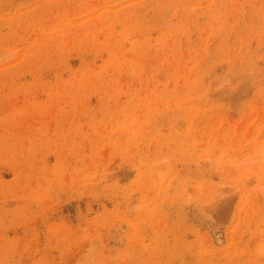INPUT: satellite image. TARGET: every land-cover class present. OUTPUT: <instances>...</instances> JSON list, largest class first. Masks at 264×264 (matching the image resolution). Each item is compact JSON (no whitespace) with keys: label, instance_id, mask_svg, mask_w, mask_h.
<instances>
[{"label":"rangeland","instance_id":"obj_1","mask_svg":"<svg viewBox=\"0 0 264 264\" xmlns=\"http://www.w3.org/2000/svg\"><path fill=\"white\" fill-rule=\"evenodd\" d=\"M0 264H264V0H0Z\"/></svg>","mask_w":264,"mask_h":264}]
</instances>
